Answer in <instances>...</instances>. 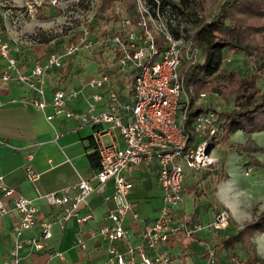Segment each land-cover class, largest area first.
I'll use <instances>...</instances> for the list:
<instances>
[{"label": "built area", "instance_id": "1", "mask_svg": "<svg viewBox=\"0 0 264 264\" xmlns=\"http://www.w3.org/2000/svg\"><path fill=\"white\" fill-rule=\"evenodd\" d=\"M138 22L125 18L123 22L112 23L114 27L110 40L113 41L114 59L104 70L87 81L95 90L91 93L83 110H73L69 99L78 90L56 88L51 96L47 92V75L50 68H61L69 58L93 45L90 30L85 28L79 39L68 42L61 51L50 52L45 61H37L30 70L14 53V47L0 31V54L4 58L0 72V83L15 81L30 88L29 100L40 110L46 111L48 104L53 112L46 113L49 121L65 115L79 119V127L92 124L98 128L94 134L100 165L92 177L80 175L77 183L40 196L58 209L52 217L40 218L39 206L32 198L19 194L16 187L0 175V217L15 211L12 230L14 243L3 264H20L21 248L24 244L31 249L44 250L47 240L53 235V226L61 228L67 220L78 216L80 222L90 214L80 215L79 210L88 204L90 194L96 188L112 180L114 191L107 197L113 202L106 219L90 231L91 236H100L109 241L108 256L104 264H170L172 254L165 244L173 236L185 235L193 238L206 228L216 234L226 229L231 214L226 208L218 207L213 219L208 222L192 221L186 213L178 214L184 203V185L187 170L202 172L214 169L220 157L213 149L221 137L222 118L217 107H207L199 112L188 128L187 120L191 105V92L181 74L184 60L194 63L201 59V49L193 43L192 36L176 35L167 18L163 19L159 4L154 7L139 0ZM117 24V25H116ZM126 69L131 74L130 98H125L116 86L118 71ZM206 91L199 98L207 96ZM105 95L108 107L97 110L98 101ZM2 104V100H0ZM119 130L123 144L114 135ZM109 134L104 139V134ZM29 159L32 154H29ZM156 161L157 180L162 189V205L156 217L143 221L139 244H127L120 249L118 242L127 237L126 218L129 214L140 219L134 208L130 193L134 181L131 169ZM27 176L32 181L40 179V173L29 163ZM14 197V205H7L5 198ZM39 225V231L23 238L24 233ZM77 244L85 249L86 240L78 238ZM52 254L64 258L61 250ZM207 264H218V251L210 245L206 250Z\"/></svg>", "mask_w": 264, "mask_h": 264}, {"label": "crops", "instance_id": "2", "mask_svg": "<svg viewBox=\"0 0 264 264\" xmlns=\"http://www.w3.org/2000/svg\"><path fill=\"white\" fill-rule=\"evenodd\" d=\"M0 31H2L1 27ZM11 44L14 47V53L27 70H30L37 61H45L47 54L50 53L41 52L38 49L24 52L19 46ZM80 59L72 56L61 68H50L47 75L49 96L56 88L78 90L77 95L72 96L68 102L73 110H83L87 106L91 93L95 90L87 84L88 79L100 74L106 65L111 63V61L107 63L97 61V69L90 73L86 66L92 58L81 57ZM3 64L4 58L0 54V72ZM128 73V70L122 69L118 71V77L115 79L116 86L125 98H130L133 94L132 81L129 80ZM29 95L30 88L27 85H20L15 81L0 83V100H2L0 104V175H4L6 181L16 187L15 196L21 194L34 200L40 208L38 213L40 218L52 217L58 209L40 195L74 185L78 182L80 175L87 178L93 176L96 169L91 163L90 154L95 151L93 137L98 127L92 124L79 127V119L65 115L56 116L49 121L46 113L53 112V107L48 104L46 111L40 110L29 100ZM106 107H108V100L105 95L102 100L98 101L97 110ZM114 135L123 144L118 129L114 130ZM103 137L108 139L109 134L106 133ZM29 154H32L31 159L28 158ZM238 159L240 160L239 154ZM29 163L34 170L40 173L39 180L32 181L28 178L26 165ZM229 168L226 166L229 177L219 183L215 180V185L212 184L213 175L203 177L200 182L194 180L192 175L189 178L186 175L185 201L178 208V214L186 213L192 221L208 222L213 219L216 209L220 207L216 202L217 199L237 220L240 207L236 195L241 185L234 179L240 173L239 170L232 172ZM188 173L202 176L204 170L196 173L189 169ZM245 173L249 175L247 168ZM130 175L135 184L130 197L141 218L135 220L132 214L127 216L125 221L127 237L118 242L120 249H125L127 244L140 243L143 221L153 220L158 213V208L162 205V189L157 180L158 164L156 161L145 163L138 169H131ZM209 184L212 185L211 191L206 189V200L202 201V196L205 195H197V189H201L202 186L205 188ZM186 185L191 188L194 186V190L189 192L193 202L190 211L185 206V195L188 192ZM113 191L112 180L99 185L90 194L88 204L79 210L80 215L90 214L91 216L83 222L78 220V216H73L67 220L64 228H61L58 223L54 224L53 235L47 240L44 250L31 249L30 245L25 243L21 248L20 264H104L108 256L109 241L100 236H91L90 231L106 219L113 205L107 197ZM5 201L10 207L14 205L13 196L6 197ZM196 210L197 213L193 214ZM15 218H17L15 211L0 217V264L8 258L14 243L12 225ZM38 231L39 225H36L27 230L22 237L26 238ZM222 234L224 230L216 234L211 228H206L193 238L185 235L173 236L165 244L172 254L170 264H207L205 251L210 245L217 248L218 257L219 255L224 257L222 253L225 251L216 246ZM79 237L86 240L85 249L77 244ZM56 250L63 251L64 258L52 254ZM225 256L229 258L228 254Z\"/></svg>", "mask_w": 264, "mask_h": 264}, {"label": "trees", "instance_id": "3", "mask_svg": "<svg viewBox=\"0 0 264 264\" xmlns=\"http://www.w3.org/2000/svg\"><path fill=\"white\" fill-rule=\"evenodd\" d=\"M145 1L154 7L159 4L164 14L169 6L179 15L177 22L171 23L173 32L176 35L192 36L193 43L201 49L202 58L194 63L184 60L181 69L185 85L191 92L188 128L192 119L207 109L195 105L200 92L209 90L221 94L224 99L233 98L230 108L219 109L222 118L219 142H228L237 150L245 167L262 165L260 159L253 154L259 147L252 140L243 143L230 139V135L237 130H243L249 136L255 131L264 130V89L259 83L261 76L258 72L243 74L237 68H228L226 60L229 52L243 53L249 61L259 62L260 70H264V0ZM139 5V0H97L96 23L101 34L108 37L114 33V27L104 28L112 22H123L125 18L138 22ZM93 144L95 151L90 154V159L97 169L100 160L95 140ZM214 174L216 183L229 177L225 159L221 160L220 168L204 170L201 179ZM216 202L220 207L226 208L219 200L216 199ZM196 213L197 210L193 212ZM231 221L217 240L216 246L229 255L228 259L232 261L230 264H264L263 258L251 243V237L255 233L264 232V212L233 232H229ZM238 245H244L249 251L246 258L237 254Z\"/></svg>", "mask_w": 264, "mask_h": 264}, {"label": "rangeland", "instance_id": "4", "mask_svg": "<svg viewBox=\"0 0 264 264\" xmlns=\"http://www.w3.org/2000/svg\"><path fill=\"white\" fill-rule=\"evenodd\" d=\"M142 1L146 2L145 0ZM96 2L97 0H0V27L9 42L19 46L20 50L24 52L33 49H38L41 52L61 51L68 42L79 39L84 29L88 28L90 30L89 39L92 40L93 45L84 51L77 52L73 58L77 57L78 60H81V57L92 58V61L86 66L88 72L91 73L97 69V61L107 63V61L114 59L113 41L109 39L111 35L108 37L102 35L101 29L96 23ZM165 11L164 20L167 18L170 22H177L179 15L176 12L174 13L169 6ZM115 23L112 22V25H115ZM191 27L193 29V26ZM226 65L228 68H237L243 74L258 72L261 76L259 79L260 86L264 89V70H260L259 62L249 61L243 53L229 52ZM130 75L128 73L129 80L131 79ZM205 91L208 93L207 96L203 98L198 96L195 105L217 107L219 109H228L232 106L233 98L224 99L217 92ZM230 139L243 143H247L249 139L252 140L259 147L253 151V154L263 163L262 165L245 167L240 161L241 159H238V151L225 141L219 142L213 149V154L219 156L221 160L225 159L226 166L230 167L229 169L232 172L239 170L240 173L234 179L241 186H239L236 195L240 207L237 220L230 213L233 220L229 232H233L238 225L241 226L264 212V130L255 131L250 136L243 130H237L230 135ZM220 163L221 161L214 169L220 168ZM246 168L249 175L245 173ZM187 175L188 178L192 175L194 180H199V182L203 179H201L203 175L196 176L194 173H188ZM213 177L212 184L215 185V174ZM193 187L186 185V191L188 192L185 195V206L188 211L193 207L191 195L189 194L194 190ZM211 187L212 185L209 184L205 188L202 186L201 189H197V195H205L202 196V201L206 200V189L211 191ZM251 243L264 260V232L255 233L251 237ZM222 254H224V257L219 255V263L230 264L231 259L225 258L224 252ZM237 254L246 258L249 251L244 245H238Z\"/></svg>", "mask_w": 264, "mask_h": 264}]
</instances>
